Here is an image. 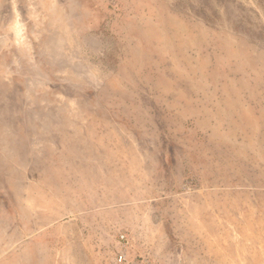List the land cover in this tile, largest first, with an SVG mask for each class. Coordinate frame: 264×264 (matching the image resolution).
I'll list each match as a JSON object with an SVG mask.
<instances>
[{"label":"rangeland","instance_id":"374dc122","mask_svg":"<svg viewBox=\"0 0 264 264\" xmlns=\"http://www.w3.org/2000/svg\"><path fill=\"white\" fill-rule=\"evenodd\" d=\"M0 264H264V0H0Z\"/></svg>","mask_w":264,"mask_h":264}]
</instances>
